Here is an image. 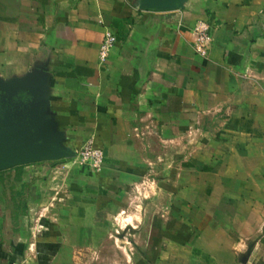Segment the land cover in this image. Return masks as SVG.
<instances>
[{"label":"crops","instance_id":"1","mask_svg":"<svg viewBox=\"0 0 264 264\" xmlns=\"http://www.w3.org/2000/svg\"><path fill=\"white\" fill-rule=\"evenodd\" d=\"M5 100L26 112L34 158L70 167L69 193L49 195L40 168L0 167V264H24L25 240L58 226L60 239L101 224L130 240L136 191L164 214L149 219L153 247H123V264H264V0H0ZM88 141L98 168L74 166ZM53 207L64 215L44 218Z\"/></svg>","mask_w":264,"mask_h":264},{"label":"rangeland","instance_id":"2","mask_svg":"<svg viewBox=\"0 0 264 264\" xmlns=\"http://www.w3.org/2000/svg\"><path fill=\"white\" fill-rule=\"evenodd\" d=\"M12 101V100H11ZM25 114L26 112L23 111ZM22 110L19 108L17 109L16 104L12 101L8 103L6 100L1 102L0 101V167H7L12 166L14 164H22L19 167H23L25 164L26 168H40L42 170V177L45 179V187L47 189L46 193L49 195L50 192H54L57 190H63L64 193H69V190H65L62 188L64 181L68 179V176H64L62 174L63 169L69 168L70 166L64 165L68 163V158H61L59 160H44V159H35L34 155L37 154V151L34 150L33 147L28 148L26 152L24 147H14L18 145H22L23 141H26V135L28 130L23 123ZM76 151L75 157L78 155L81 147ZM30 151V153H28ZM12 158H11V157ZM41 160V161H39ZM44 160V161H43ZM77 166H85L80 164L78 161H75ZM37 165V166H35ZM56 172V173H55ZM55 173V174H54ZM6 178V176H5ZM8 180V179H6ZM30 183H38L36 179V174H32ZM11 184L13 182L5 181L3 183V189L5 196L7 190H9V196L11 195ZM18 185V184H17ZM66 187V186H65ZM147 193V192H146ZM149 193V191H148ZM148 193L146 195H148ZM51 194V193H50ZM20 198V197H19ZM142 194L139 192H135L128 198V206H129V213L136 217L134 220V225H140V221L143 220L142 229L135 235L128 234L127 237L130 240L122 239V241L118 238H115V235L111 236L110 238L106 239V225L102 226L101 224H93V231L86 233V229L82 233H79V237H74L73 230L70 227V231L66 226L62 228V239L55 237L57 228H53V233L50 234L51 231L46 230V232L39 233L37 236L38 239H27L25 240L29 243V247L31 248L30 251H26L28 255L24 257L25 261L24 264H123L125 261V256L121 253L124 252L123 247L130 248L133 252H135L136 247L141 249H151L152 244H154V236L152 240L144 239V237L148 233L149 227V219L151 216H156V212L158 214H164L161 210H159L154 205L142 206ZM9 204H11V200L7 199ZM22 201V199H21ZM146 206V207H145ZM41 209L37 206L33 208L30 213L32 216H37ZM56 214L62 215L63 211L62 208H52L51 210H47L45 212L44 218L49 216H54ZM48 215V216H47ZM64 215V214H63ZM68 215L67 213L65 216ZM31 218V217H30ZM33 225V222L30 223ZM89 225V224H88ZM88 225L83 224L82 228H86ZM111 230L114 233V226L116 224L111 225ZM105 230H104V229ZM55 231V232H54ZM61 233V230H57ZM156 230L152 229V233ZM89 234V235H88ZM46 236V238H44ZM65 236V238H64ZM89 236V237H87ZM18 233L15 232L14 235V243H17ZM146 238V237H145ZM23 241V240H22ZM49 247L53 251H57L58 254L56 255H49L45 252H37L36 248L42 249L44 247ZM164 247V245H160ZM72 254L71 253V249ZM170 248H179L178 246H170ZM130 250H128L130 252ZM140 252V251H139ZM179 256L182 255V252H178ZM139 255V254H138ZM145 258V261L150 264V260H154L155 257L150 254H145V256H138V258ZM127 258V257H126ZM160 258V257H159ZM182 260V257H180ZM130 264V260L126 262Z\"/></svg>","mask_w":264,"mask_h":264},{"label":"built area","instance_id":"3","mask_svg":"<svg viewBox=\"0 0 264 264\" xmlns=\"http://www.w3.org/2000/svg\"><path fill=\"white\" fill-rule=\"evenodd\" d=\"M195 31L199 39V44L197 47L200 50L209 41L208 31L202 26H196ZM115 40L116 36L113 32L105 31L99 46V57L101 59L107 55L108 51L114 45ZM76 157L80 164L88 167L98 168L103 158V152L101 149L95 148L91 141H88L83 144Z\"/></svg>","mask_w":264,"mask_h":264},{"label":"water","instance_id":"4","mask_svg":"<svg viewBox=\"0 0 264 264\" xmlns=\"http://www.w3.org/2000/svg\"><path fill=\"white\" fill-rule=\"evenodd\" d=\"M20 146L24 147V149H25L26 152L28 151V148H31L30 146H27L25 144L18 145V146H14V147H20Z\"/></svg>","mask_w":264,"mask_h":264}]
</instances>
